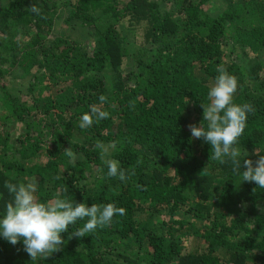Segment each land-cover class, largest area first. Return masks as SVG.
Listing matches in <instances>:
<instances>
[{
  "label": "trees",
  "instance_id": "16d2710c",
  "mask_svg": "<svg viewBox=\"0 0 264 264\" xmlns=\"http://www.w3.org/2000/svg\"><path fill=\"white\" fill-rule=\"evenodd\" d=\"M220 67L238 79L233 102L253 106L237 146L255 161L264 0H0V211L5 183L26 180L42 201L125 210L83 237L78 221L47 258L0 238V264H264V189L191 136ZM93 105L109 117L81 129Z\"/></svg>",
  "mask_w": 264,
  "mask_h": 264
},
{
  "label": "clouds",
  "instance_id": "9594fccd",
  "mask_svg": "<svg viewBox=\"0 0 264 264\" xmlns=\"http://www.w3.org/2000/svg\"><path fill=\"white\" fill-rule=\"evenodd\" d=\"M33 12H38V9L33 7ZM217 71L215 83L207 94L210 103L203 104L207 127L202 124L190 126L191 136L203 138L212 146L211 158L221 163L230 161L234 171L242 176V182H254L264 189V155H260L255 161L245 159L248 154L242 157L237 146L247 126L249 114L254 111L253 106L234 103L239 87L237 77L223 67ZM100 101L103 103L105 97L101 96ZM108 117L109 113L99 106H90L89 111L80 117L79 127H91ZM98 148L107 155L108 150L103 144H99ZM65 154L70 160L76 159L70 148L65 150ZM105 164L109 177L127 181L128 176L117 160L106 159ZM5 187L11 199L0 211V238L12 245L22 241L24 250L32 260L47 258L49 253L58 251L64 243L61 234L67 232L70 226L75 227L78 221L87 218L82 227L73 231V235L83 237L98 227L110 224L114 216L125 212L112 203L103 207L96 204L89 206L87 202L77 203L60 192L53 199L42 201L38 196L39 183L36 180L6 182Z\"/></svg>",
  "mask_w": 264,
  "mask_h": 264
},
{
  "label": "rangeland",
  "instance_id": "374dc122",
  "mask_svg": "<svg viewBox=\"0 0 264 264\" xmlns=\"http://www.w3.org/2000/svg\"><path fill=\"white\" fill-rule=\"evenodd\" d=\"M200 246V241L198 239H194L191 243L188 244V249L190 252H194L196 250H198L197 248H199Z\"/></svg>",
  "mask_w": 264,
  "mask_h": 264
}]
</instances>
